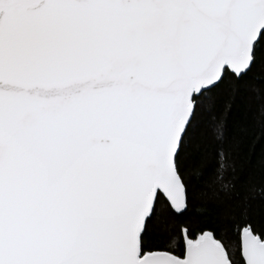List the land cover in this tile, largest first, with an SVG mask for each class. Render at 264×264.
I'll use <instances>...</instances> for the list:
<instances>
[{
	"label": "snow or ice",
	"instance_id": "6c2138e0",
	"mask_svg": "<svg viewBox=\"0 0 264 264\" xmlns=\"http://www.w3.org/2000/svg\"><path fill=\"white\" fill-rule=\"evenodd\" d=\"M253 98L264 0H0V264H264Z\"/></svg>",
	"mask_w": 264,
	"mask_h": 264
},
{
	"label": "trees",
	"instance_id": "16d2710c",
	"mask_svg": "<svg viewBox=\"0 0 264 264\" xmlns=\"http://www.w3.org/2000/svg\"><path fill=\"white\" fill-rule=\"evenodd\" d=\"M250 108V119L252 122L253 133L255 139L251 141V144L255 148V152L257 155V167L258 171L255 176L250 177V181L256 185H260L261 179L259 176V171L264 170L260 168V165H264V111L260 109L258 104L256 103L255 98L247 101ZM210 119V118H208ZM211 124L205 126L206 130L210 129ZM235 152H239V149L234 147Z\"/></svg>",
	"mask_w": 264,
	"mask_h": 264
}]
</instances>
